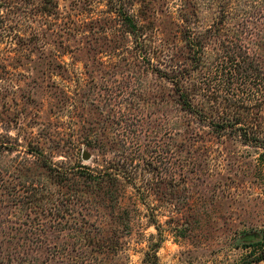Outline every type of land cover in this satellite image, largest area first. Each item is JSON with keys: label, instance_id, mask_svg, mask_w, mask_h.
Listing matches in <instances>:
<instances>
[{"label": "rangeland", "instance_id": "374dc122", "mask_svg": "<svg viewBox=\"0 0 264 264\" xmlns=\"http://www.w3.org/2000/svg\"><path fill=\"white\" fill-rule=\"evenodd\" d=\"M156 245L264 264V0H0V264Z\"/></svg>", "mask_w": 264, "mask_h": 264}, {"label": "trees", "instance_id": "16d2710c", "mask_svg": "<svg viewBox=\"0 0 264 264\" xmlns=\"http://www.w3.org/2000/svg\"><path fill=\"white\" fill-rule=\"evenodd\" d=\"M124 22L128 25V27L130 28V30H131V33H133L134 31H135V23L130 19V18H128V17H125L124 18ZM180 89H178L177 91H179ZM179 94V99H180V101H181V104H182V106L184 107V108H186L187 110H192L191 109V106H190V103H189V101H188V99L187 98H185L184 97V94L182 93V91L181 92H179L178 93ZM156 248L154 249V251L152 252V254L150 255H146V257L147 258H145V262L147 263V264H158V262H157V257H156V249H157V247H158V245H156L155 246ZM149 256V257H148ZM261 261H264V256L263 257H258L257 259H256V261H254V262H261Z\"/></svg>", "mask_w": 264, "mask_h": 264}, {"label": "water", "instance_id": "95a60500", "mask_svg": "<svg viewBox=\"0 0 264 264\" xmlns=\"http://www.w3.org/2000/svg\"><path fill=\"white\" fill-rule=\"evenodd\" d=\"M83 159L87 160L88 159L87 155H84L83 156Z\"/></svg>", "mask_w": 264, "mask_h": 264}]
</instances>
